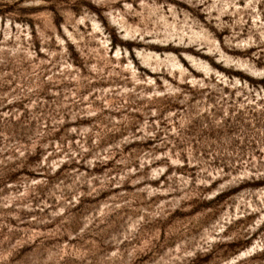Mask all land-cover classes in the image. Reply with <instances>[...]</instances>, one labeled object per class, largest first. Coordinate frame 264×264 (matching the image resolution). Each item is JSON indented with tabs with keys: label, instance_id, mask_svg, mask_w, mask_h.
I'll return each instance as SVG.
<instances>
[{
	"label": "rangeland",
	"instance_id": "rangeland-1",
	"mask_svg": "<svg viewBox=\"0 0 264 264\" xmlns=\"http://www.w3.org/2000/svg\"><path fill=\"white\" fill-rule=\"evenodd\" d=\"M0 264H264V0H0Z\"/></svg>",
	"mask_w": 264,
	"mask_h": 264
}]
</instances>
